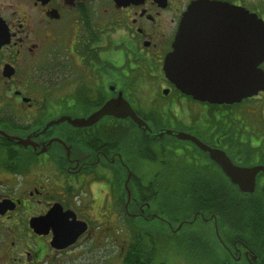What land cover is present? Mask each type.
I'll return each instance as SVG.
<instances>
[{
    "label": "flooded vegetation",
    "instance_id": "obj_1",
    "mask_svg": "<svg viewBox=\"0 0 264 264\" xmlns=\"http://www.w3.org/2000/svg\"><path fill=\"white\" fill-rule=\"evenodd\" d=\"M201 1L264 23V0H0V264H108L109 233L125 264L129 224L151 264H264V171L244 191L211 154L264 165V86L238 103L200 101L164 68ZM187 30L188 85L231 69L226 33L207 21ZM110 100L116 113L124 100L140 124L110 114L89 126L48 125L87 118ZM59 216L87 227L62 248L53 243Z\"/></svg>",
    "mask_w": 264,
    "mask_h": 264
},
{
    "label": "water",
    "instance_id": "obj_2",
    "mask_svg": "<svg viewBox=\"0 0 264 264\" xmlns=\"http://www.w3.org/2000/svg\"><path fill=\"white\" fill-rule=\"evenodd\" d=\"M182 20V26L175 36L174 49L163 63L168 78L174 81L183 94L192 95L194 99L200 101L232 103L255 95L263 88L264 72L258 67L264 60V23L262 20L246 9L213 1L195 3ZM205 21H208L207 24H212V26L221 29L223 34L226 33L227 36L222 37V40H228L230 43L232 50L231 69H229V66L226 69L220 67L215 72L201 74L202 79L198 82V86H190L187 84L181 70V38L184 31L187 33V29L192 27L199 29ZM122 102L125 104V109L119 113L115 112V102L110 100L87 118L71 119L68 116H62L48 125L60 121H69L74 126H89V124L98 121L101 116L110 114L117 118L130 117L140 124V120L136 117L132 108L124 100ZM122 107L124 106L122 105ZM181 137L186 138L187 136ZM211 154L232 182L244 191L253 190L254 175L258 171L264 170V166L235 167L221 151L213 149ZM81 223L80 228L78 226ZM59 228L60 232L58 234L56 231L53 243L56 247L62 248L65 245L72 244L76 239L75 237L87 227L84 222L76 220H74V226L71 227L63 223L60 217Z\"/></svg>",
    "mask_w": 264,
    "mask_h": 264
},
{
    "label": "trees",
    "instance_id": "obj_3",
    "mask_svg": "<svg viewBox=\"0 0 264 264\" xmlns=\"http://www.w3.org/2000/svg\"><path fill=\"white\" fill-rule=\"evenodd\" d=\"M123 135H119L116 140L120 145V149L125 145ZM132 136H135L132 134ZM131 136V137H132ZM122 180H118L120 190L122 189ZM132 227V226H131ZM130 227V228H131ZM130 242L127 243V249L125 250V264H151L150 246H148L143 240L133 242V240L138 237L132 236V231L130 232Z\"/></svg>",
    "mask_w": 264,
    "mask_h": 264
},
{
    "label": "rangeland",
    "instance_id": "obj_4",
    "mask_svg": "<svg viewBox=\"0 0 264 264\" xmlns=\"http://www.w3.org/2000/svg\"><path fill=\"white\" fill-rule=\"evenodd\" d=\"M147 225H149V224H147ZM110 235H112V234L109 233V235L107 236L108 238H106L103 241L102 245L109 248L108 254H109V258L111 259V261L108 264H119V261L115 257L117 255L118 250L120 249L119 245L122 244L121 243L122 241L120 239L116 240V241H113L112 240L113 237H111ZM126 235H128V234H126ZM120 238L123 239V238H125V236L120 237ZM124 244L126 245V239L124 240ZM184 250H187V247H185ZM67 256L68 257H72V254H69ZM166 260H167L168 264L170 263V261L171 262H173V261L176 262V260L173 259V258H166ZM95 264H104V263H103L102 259L99 257L98 261L95 262Z\"/></svg>",
    "mask_w": 264,
    "mask_h": 264
},
{
    "label": "bare ground",
    "instance_id": "obj_5",
    "mask_svg": "<svg viewBox=\"0 0 264 264\" xmlns=\"http://www.w3.org/2000/svg\"><path fill=\"white\" fill-rule=\"evenodd\" d=\"M208 21H209V20H208ZM208 21H207V22H208Z\"/></svg>",
    "mask_w": 264,
    "mask_h": 264
}]
</instances>
